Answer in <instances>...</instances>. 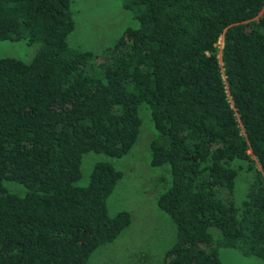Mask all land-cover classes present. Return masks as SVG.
Listing matches in <instances>:
<instances>
[{
  "label": "trees",
  "instance_id": "obj_1",
  "mask_svg": "<svg viewBox=\"0 0 264 264\" xmlns=\"http://www.w3.org/2000/svg\"><path fill=\"white\" fill-rule=\"evenodd\" d=\"M120 1L138 27L99 62L69 44L71 0H0V43L40 45L30 63L0 58V264H88L131 226L110 215L111 163L76 183L86 154L129 155L143 105L151 164L172 176L162 264H224V248L264 260V0Z\"/></svg>",
  "mask_w": 264,
  "mask_h": 264
},
{
  "label": "rangeland",
  "instance_id": "obj_2",
  "mask_svg": "<svg viewBox=\"0 0 264 264\" xmlns=\"http://www.w3.org/2000/svg\"><path fill=\"white\" fill-rule=\"evenodd\" d=\"M76 30L69 37L75 48L91 51L104 60L106 51L113 47L125 31L137 28L132 13L123 9L120 0H71ZM223 47V39L220 41ZM40 48L27 42H1L0 58H15L30 63ZM142 128L138 143L122 159L88 153L82 162V178L76 183L86 187L90 174L98 162H109L123 173L108 201L111 216L120 212L132 215L131 226L113 243L101 247L88 264H162L167 250L176 240L175 227L166 213L158 207V199L172 184L169 166L154 168L151 164V144L157 132L146 105L140 109ZM236 165L239 171L236 200L246 195L251 175ZM12 190L23 192L21 187ZM219 257L224 264H264V260L246 257L235 249H221Z\"/></svg>",
  "mask_w": 264,
  "mask_h": 264
}]
</instances>
